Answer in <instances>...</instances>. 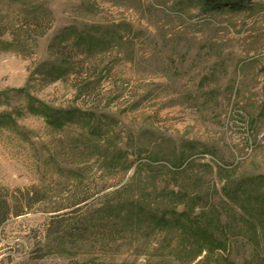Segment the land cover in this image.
I'll return each mask as SVG.
<instances>
[{
	"label": "rangeland",
	"instance_id": "rangeland-1",
	"mask_svg": "<svg viewBox=\"0 0 264 264\" xmlns=\"http://www.w3.org/2000/svg\"><path fill=\"white\" fill-rule=\"evenodd\" d=\"M0 195V264H264V0H0Z\"/></svg>",
	"mask_w": 264,
	"mask_h": 264
},
{
	"label": "trees",
	"instance_id": "trees-1",
	"mask_svg": "<svg viewBox=\"0 0 264 264\" xmlns=\"http://www.w3.org/2000/svg\"><path fill=\"white\" fill-rule=\"evenodd\" d=\"M227 1L228 0H204L205 4L207 6H210V7H219L222 5V3L227 2ZM78 203H80V202H78ZM63 209H64L63 207L58 206L54 209V212H58V211L63 210ZM24 212H25L24 206H14L11 203V201L9 200V198L0 195V236L2 234V229L5 225V223L11 217L16 216V215L17 216L21 215ZM180 216L183 218H186L187 222H184L183 225L190 226V227H186L187 229H190L191 231L196 233V235H199L201 238L207 239V241H209L212 238V235L209 233V229L202 227V225H201V227L199 226L201 223L199 224L198 221L196 222V221L191 220L187 214L182 213ZM180 220H181V218L176 219L177 225H179V226L181 225ZM189 222H190V224H189ZM210 241H211L210 243L213 244V241L212 240H210ZM199 247H202V246L199 245Z\"/></svg>",
	"mask_w": 264,
	"mask_h": 264
}]
</instances>
